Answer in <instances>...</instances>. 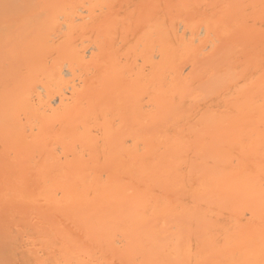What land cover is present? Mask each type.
I'll return each instance as SVG.
<instances>
[{"label": "bare ground", "instance_id": "bare-ground-1", "mask_svg": "<svg viewBox=\"0 0 264 264\" xmlns=\"http://www.w3.org/2000/svg\"><path fill=\"white\" fill-rule=\"evenodd\" d=\"M0 264H264V0H0Z\"/></svg>", "mask_w": 264, "mask_h": 264}]
</instances>
